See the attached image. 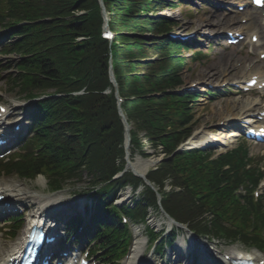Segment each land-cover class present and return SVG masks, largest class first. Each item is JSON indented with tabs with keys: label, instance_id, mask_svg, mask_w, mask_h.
<instances>
[{
	"label": "trees",
	"instance_id": "trees-1",
	"mask_svg": "<svg viewBox=\"0 0 264 264\" xmlns=\"http://www.w3.org/2000/svg\"><path fill=\"white\" fill-rule=\"evenodd\" d=\"M104 2L116 34L112 47L100 36L102 17L97 0H6L11 20L30 21L19 27L21 38L14 43L21 57L20 72L13 77L19 92L32 96L39 92L50 95L51 89L52 94L83 87L87 91L41 101L37 155L25 156L10 170L30 178L42 173L53 189L65 179L79 176L81 169L95 181H104L122 168L123 126L113 94L102 92L110 85V53L136 149L146 154L138 131H145L152 145L161 144L171 153L193 130L194 114L189 107L192 96L169 92L182 84L179 72L183 68L181 59L173 56L180 46L167 35L171 21L150 15L175 4L165 0ZM81 10L87 12L75 14ZM78 36L87 39L78 43ZM248 162L243 147L216 159L198 150H186L163 160L148 178L161 192L166 179L172 186L181 187V191L163 193V206L174 217L194 222L206 211H226L238 223L234 228L230 226L229 232L264 245V238L246 234L251 226H264L263 205L237 193L241 184L255 185L262 176L255 168L247 169ZM226 164L229 169H223ZM122 179L135 186L141 182L130 173ZM145 193L154 203V192L146 187ZM204 221L206 226V218Z\"/></svg>",
	"mask_w": 264,
	"mask_h": 264
},
{
	"label": "rangeland",
	"instance_id": "rangeland-1",
	"mask_svg": "<svg viewBox=\"0 0 264 264\" xmlns=\"http://www.w3.org/2000/svg\"><path fill=\"white\" fill-rule=\"evenodd\" d=\"M183 3L179 4L173 10H165L164 13L170 15L172 18L176 20V24L174 26V33H178L181 36L187 37L186 42L194 49H197V46L201 47L205 52L208 53L207 56L201 57L196 60L187 61V66L184 70V78L187 86L193 82H196L198 86L199 98L195 102V110H196V129L195 131L201 132L202 135L207 133H213L217 138L221 141V143H216L215 147L212 149L213 151H223L227 148L234 146L235 144L241 143L242 139H229L224 138V132L227 127L223 125H218L219 120L223 121L225 117H238L241 115L240 107L251 100L258 101V98H254L252 96H242L238 94V91L233 93L231 90L239 88H231L234 87V84L242 83L244 79H247L248 75L260 69L264 71V60H260L257 52L251 53L252 48L245 47L244 51L239 54L240 47H224L221 45L222 40H216L222 33L220 32L222 29H217V19H216V9L220 7L217 3H222L224 6L226 5L227 0H182ZM236 1V0H235ZM219 16L222 12H227L226 9L217 10ZM259 12V11H258ZM242 17V14L239 16V20ZM210 18V19H209ZM219 43V44H218ZM207 50V51H206ZM1 60H14V56H0ZM259 60V61H258ZM244 61L245 63H241ZM5 62V61H4ZM216 65V66H215ZM12 69V68H11ZM230 69V70H227ZM206 71L210 74H215V79H213L214 83L209 84L206 83V79L202 78V72ZM244 72V73H243ZM225 84V86H224ZM5 84L2 80H0V102L4 101L7 103V100L10 101L12 96H10L4 89ZM210 90L216 93L214 96H207L206 92ZM218 91L219 93H217ZM238 100L240 102L238 107L233 106V101ZM261 103L258 106H262ZM259 107H256L255 110H258ZM19 117H22V113L18 114ZM26 121V119H25ZM217 130V131H216ZM244 142V141H243ZM246 145L249 146L250 154L255 158V162H259L264 165V145L258 146L251 144L250 142H246ZM158 156V155H157ZM0 181H9L21 183L20 179L17 177H1ZM24 181V180H23ZM31 187L28 189L30 193L33 195H42V198L45 197H55L58 198L62 204L66 205H81L86 202V198L82 197V200H77L76 197L79 194H83L80 192V189L73 187H66L64 190L57 193H49L46 187L45 178L40 175L35 178L33 181H25ZM81 185H85V183H81ZM24 187V186H22ZM168 189V188H167ZM25 203L28 204V209H30L34 202V205L40 204V201L33 199H23ZM131 201V197L127 202ZM62 211H65L64 209ZM29 213V212H28ZM157 217L155 219L154 217ZM150 217L151 224H158L164 221H167L162 214H155ZM24 221V218H23ZM159 227V226H157ZM133 234L139 232V235L136 238H141V252H143L146 242V237L142 235V228L134 227L132 229ZM22 231H18L16 238L21 235ZM204 243H207V240L200 239ZM208 244V243H207ZM236 246L240 248H244L241 244H236ZM235 247V246H234ZM218 249H222V251H231L233 250L231 247L221 246ZM257 252L254 249H250V252ZM101 254V253H100ZM264 254V253H263ZM144 258L150 264H159L150 251H148ZM127 259V258H125ZM123 259L120 264H130L127 263ZM105 264H108L106 262Z\"/></svg>",
	"mask_w": 264,
	"mask_h": 264
},
{
	"label": "bare ground",
	"instance_id": "bare-ground-1",
	"mask_svg": "<svg viewBox=\"0 0 264 264\" xmlns=\"http://www.w3.org/2000/svg\"><path fill=\"white\" fill-rule=\"evenodd\" d=\"M239 3H244L245 0H238ZM237 16L238 15H234V16H226V15H223V16H219V14H216V19H217V29H222V30H231L233 29L232 25L235 24L238 19H237ZM247 20H249V24H248V27L247 29H243V31H241L242 33H246L247 36L249 37V39H251L252 35L253 34H258L260 35V40H259V43L257 45L259 46H264V41H263V28H262V25L260 23H258V19L256 18L257 17V13L253 12V13H247ZM210 19V18H209ZM262 52V51H261ZM259 52V53H261ZM216 66V65H215ZM227 70H230V69H227ZM261 72H256L255 74H259L260 76H262V74H260ZM215 74L212 73L210 74L209 72H206V71H203L202 72V78L203 79H206V80H209V81H212L213 79H215ZM263 79H259V82L263 81ZM239 101L238 100H234V104L233 106L235 107H238L239 106ZM255 104V101H250L246 104H243L242 107L244 109H247V108H251L253 105ZM246 114L247 116L249 115L248 112L246 110H244L241 115H244ZM249 121H254V122H260V123H264V118H262V120L260 121L257 117L255 116H252V117H249L248 118ZM225 121H228V123H232L230 122L228 119H225ZM5 121H2L1 122V125L4 124ZM201 132H197L196 135L194 136L192 142L194 141V143L196 144H202V143H210V141L212 140V137H208V136H205V135H200ZM238 132L237 130L235 129H231L228 131V134H226V136L228 135V137H231V136H234L236 135ZM154 163V160L152 159H148L146 161H141L139 159H137V165L134 166L135 170L137 173H144L152 164ZM0 190H1V193L5 194V197L8 199V198H20L21 196H27L28 195V191H26L24 188H21L19 185L17 184H12V183H7V182H1L0 183ZM37 198V197H36ZM39 199V198H37ZM47 200V198L43 199V201ZM51 207L55 204V202L53 201L51 203ZM44 206H47L46 205V202L43 204V208L46 209V207ZM55 207V206H54ZM53 230H54V227H51L49 228V231L53 233ZM139 239H137V242L134 246V248L132 249L130 255H129V258L127 260H130L132 263L133 260L135 259V262L134 264L138 263V255H139ZM238 249V248H237ZM220 254H223L221 252H219ZM238 253V252H237ZM225 254L229 255L231 258L235 257V253L233 251H226ZM242 252H239L238 255H241ZM252 256H254L252 254ZM256 257V261L258 262L259 260L261 259H264V256H255ZM219 258V261L222 262V263H225V264H230V261L229 260H226V257H224V255H222L221 257H218ZM232 260V259H230Z\"/></svg>",
	"mask_w": 264,
	"mask_h": 264
},
{
	"label": "snow or ice",
	"instance_id": "snow-or-ice-1",
	"mask_svg": "<svg viewBox=\"0 0 264 264\" xmlns=\"http://www.w3.org/2000/svg\"><path fill=\"white\" fill-rule=\"evenodd\" d=\"M256 2H257V3H260V2H261V0H256Z\"/></svg>",
	"mask_w": 264,
	"mask_h": 264
}]
</instances>
